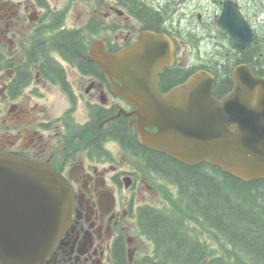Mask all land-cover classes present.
Returning a JSON list of instances; mask_svg holds the SVG:
<instances>
[{
  "label": "flooded vegetation",
  "instance_id": "obj_1",
  "mask_svg": "<svg viewBox=\"0 0 264 264\" xmlns=\"http://www.w3.org/2000/svg\"><path fill=\"white\" fill-rule=\"evenodd\" d=\"M226 3L228 31L219 24ZM147 34L173 44L171 63L158 75L162 95L202 72L213 77L218 101L242 71L264 80V0H0V153L51 165L73 195L67 227L33 264H144L154 249L144 242L153 247L140 224L143 211L162 208L155 197L164 203L168 193L180 194L150 157L217 169L144 146L139 107L93 60L98 50L118 55ZM187 97L181 93L172 125L182 135L202 125L201 98L193 105Z\"/></svg>",
  "mask_w": 264,
  "mask_h": 264
},
{
  "label": "water",
  "instance_id": "obj_2",
  "mask_svg": "<svg viewBox=\"0 0 264 264\" xmlns=\"http://www.w3.org/2000/svg\"><path fill=\"white\" fill-rule=\"evenodd\" d=\"M229 15L226 3L219 24L227 31ZM234 26L238 29L237 21ZM164 38L147 34L131 49L118 55L98 50L93 59L118 94L139 107L141 143L188 165L206 163L246 182L264 180V80L242 71L234 90L218 101L213 77L202 72L162 95L158 75L173 58V44ZM183 92L193 105L201 98L203 114L202 125L188 127L185 135L172 126L179 121ZM72 209V189L54 167L0 153V262L43 260L67 227Z\"/></svg>",
  "mask_w": 264,
  "mask_h": 264
},
{
  "label": "trees",
  "instance_id": "obj_3",
  "mask_svg": "<svg viewBox=\"0 0 264 264\" xmlns=\"http://www.w3.org/2000/svg\"><path fill=\"white\" fill-rule=\"evenodd\" d=\"M150 159L152 167L166 170L180 194L168 193L162 208L143 211L140 224L154 249L144 264H264V180L244 182L218 168L189 167L164 155Z\"/></svg>",
  "mask_w": 264,
  "mask_h": 264
},
{
  "label": "rangeland",
  "instance_id": "obj_4",
  "mask_svg": "<svg viewBox=\"0 0 264 264\" xmlns=\"http://www.w3.org/2000/svg\"><path fill=\"white\" fill-rule=\"evenodd\" d=\"M56 106L58 107L59 104L57 103ZM162 199H163V197H155L154 200H153V201L155 202L154 204H156L157 206H161V207H163V204H164L165 202H164V203L161 202ZM207 240L209 241V243H210L212 249H214L215 251H219V250H220L219 246L215 243V241H213V240L210 239L209 237L207 238ZM144 242H146V243L148 244V249L150 248L149 252L152 253V249H153V247H151L150 243L147 242L146 239H144ZM149 252H148V253H149Z\"/></svg>",
  "mask_w": 264,
  "mask_h": 264
}]
</instances>
